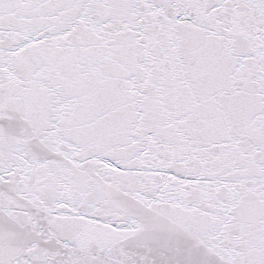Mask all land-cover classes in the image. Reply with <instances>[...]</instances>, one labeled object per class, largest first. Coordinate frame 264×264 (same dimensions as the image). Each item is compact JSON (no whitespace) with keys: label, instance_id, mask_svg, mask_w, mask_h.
Returning <instances> with one entry per match:
<instances>
[{"label":"snow or ice","instance_id":"1","mask_svg":"<svg viewBox=\"0 0 264 264\" xmlns=\"http://www.w3.org/2000/svg\"><path fill=\"white\" fill-rule=\"evenodd\" d=\"M0 264H264V0H0Z\"/></svg>","mask_w":264,"mask_h":264}]
</instances>
